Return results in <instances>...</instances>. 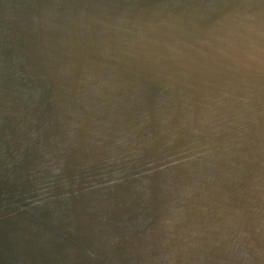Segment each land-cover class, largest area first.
<instances>
[{
    "label": "water",
    "instance_id": "obj_1",
    "mask_svg": "<svg viewBox=\"0 0 264 264\" xmlns=\"http://www.w3.org/2000/svg\"><path fill=\"white\" fill-rule=\"evenodd\" d=\"M0 264H264V0H0Z\"/></svg>",
    "mask_w": 264,
    "mask_h": 264
}]
</instances>
